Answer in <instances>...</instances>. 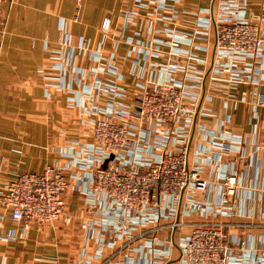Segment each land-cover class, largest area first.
Masks as SVG:
<instances>
[{
	"label": "crops",
	"instance_id": "1",
	"mask_svg": "<svg viewBox=\"0 0 264 264\" xmlns=\"http://www.w3.org/2000/svg\"><path fill=\"white\" fill-rule=\"evenodd\" d=\"M210 4L211 0H8L0 4V186L21 172L55 165L67 180L63 200L70 216L69 222L32 223L23 230L0 208V264L97 262L88 257L99 246L101 215L112 206L102 196L96 211L87 202L89 171L101 162L91 152L95 146L92 119L83 110L87 96L107 103L108 98L93 88L98 83L116 87L126 95V102L135 104L143 87L164 77L160 69L145 65L142 46L166 48L172 31H188L196 24L197 11ZM122 10L135 17L123 15ZM240 11L258 19L264 5L261 0H242ZM157 12L168 24L153 20ZM104 19L110 23L106 31L101 28ZM59 32L62 44L57 43ZM197 40L198 51L209 55L208 37L200 35ZM256 71L259 84L255 86L220 84L217 92L208 83L205 116L198 117L211 128L243 139L246 164L232 221L245 226L232 228L230 234L235 241L245 239L251 256L234 252L230 264H264V107L256 102L258 93H264V59ZM244 90L250 92L249 100L241 97ZM189 133L180 134L174 151L187 147ZM195 135L191 150L197 144ZM156 138L152 129L145 139ZM217 197V188L204 196L210 202ZM8 232L16 235L15 241L6 239ZM145 255L125 253L115 264H142Z\"/></svg>",
	"mask_w": 264,
	"mask_h": 264
},
{
	"label": "built area",
	"instance_id": "2",
	"mask_svg": "<svg viewBox=\"0 0 264 264\" xmlns=\"http://www.w3.org/2000/svg\"><path fill=\"white\" fill-rule=\"evenodd\" d=\"M6 1L0 0V4ZM241 8L242 0L216 2V51L208 83L217 92L220 84H259L255 70L264 59V13L250 19ZM153 20L168 24L158 12ZM109 24L104 19L101 28L106 31ZM200 35L211 41L209 7L197 11L196 24L188 31L173 30L166 48L142 46L145 65L153 71L160 69L164 77L143 87L135 104L126 102V95L110 85H93L97 94L108 98L106 104L91 100L92 94L87 96L83 110L92 119L95 146L91 152L101 157L89 171L87 202L96 211L102 196L112 206L101 215L99 246L88 257L95 264H115L125 253L146 254L142 264H166L174 259L171 232L182 191L176 234L180 256L173 264H230L234 252L244 258L251 256L245 239L235 241L230 234L232 228L245 226L232 221L246 164L243 139L211 128L198 118L197 144L188 166L186 146L172 149L180 134L190 131L201 91L209 55L198 51ZM57 43H64L61 32ZM86 45L83 41L81 47ZM208 88L207 84L204 100ZM249 95L241 91L242 98L249 100ZM256 102L264 107V93H258ZM203 108L202 104L198 117L205 116ZM152 129L157 138L146 142ZM67 186L62 170L52 164L41 171L21 172L0 186V208L23 230L32 223L69 222L63 200ZM211 188H217L218 197L210 202L204 196ZM6 239L15 241L16 235L8 232Z\"/></svg>",
	"mask_w": 264,
	"mask_h": 264
},
{
	"label": "water",
	"instance_id": "3",
	"mask_svg": "<svg viewBox=\"0 0 264 264\" xmlns=\"http://www.w3.org/2000/svg\"><path fill=\"white\" fill-rule=\"evenodd\" d=\"M216 2H217V0H211V4H210L211 46H210L208 63H207V66L205 68V72H204V75L202 78L200 95L198 97V101H197V104L195 107V112H194V116L192 119V123H191V127H190V133H189V137H188V143H187V147H186V165L187 166L189 164V159H190V154H191V145H192V141H193L195 131H196L199 110H200V107H201L202 102H203L204 97H205V93H206V89H207V81H208L209 73L211 71L213 61H214V57H215V51H216L215 7H216ZM183 196H184V191H182L180 199H179L177 214H176V219H175L176 225H174L172 233H171V242H172L173 248L176 251V257L174 259L170 260L169 262H167L166 264L175 263L180 256V250H179L177 243H176V234H177V230H178L177 223L179 222L180 217H181Z\"/></svg>",
	"mask_w": 264,
	"mask_h": 264
},
{
	"label": "rangeland",
	"instance_id": "4",
	"mask_svg": "<svg viewBox=\"0 0 264 264\" xmlns=\"http://www.w3.org/2000/svg\"><path fill=\"white\" fill-rule=\"evenodd\" d=\"M208 63V62H207ZM207 63H206V66H207ZM203 75H204V73H203ZM209 75H210V73H209ZM202 78H203V76H202ZM201 81H202V79H201ZM208 81H209V77H208ZM208 81H207V84H208ZM203 104V103H202ZM45 226H51V225H45ZM172 233V232H171ZM176 252V251H175Z\"/></svg>",
	"mask_w": 264,
	"mask_h": 264
}]
</instances>
